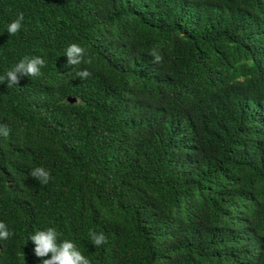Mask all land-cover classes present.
Wrapping results in <instances>:
<instances>
[{"label": "trees", "instance_id": "16d2710c", "mask_svg": "<svg viewBox=\"0 0 264 264\" xmlns=\"http://www.w3.org/2000/svg\"><path fill=\"white\" fill-rule=\"evenodd\" d=\"M25 56L46 66L0 83V264L50 259L48 227L91 264H264V0H0V77Z\"/></svg>", "mask_w": 264, "mask_h": 264}, {"label": "clouds", "instance_id": "9594fccd", "mask_svg": "<svg viewBox=\"0 0 264 264\" xmlns=\"http://www.w3.org/2000/svg\"><path fill=\"white\" fill-rule=\"evenodd\" d=\"M24 14L21 12L16 19L8 23L6 31L9 35L17 34L22 28ZM85 48L78 43H72L67 46L65 56L70 66L79 65L85 57ZM155 62H159L162 58L155 51L151 53ZM90 62V61H89ZM46 66V61L41 56L23 57L3 77H0V83L7 81V87L12 88L18 85L21 77H39L42 75V68ZM77 76L81 80L88 79L92 73L87 69L77 72ZM11 129L7 124H0V137L7 138ZM30 175L40 184L46 185L52 179L50 171L44 167H35ZM14 232L8 229L7 225L0 221V240H8ZM58 233L54 227H48L44 230L35 231L29 239L35 244L34 253L39 258H44L51 254L50 259H42V264H91V261L85 257L77 248L76 244L71 240H63L58 242ZM89 237L96 248L107 243V237L103 232L97 233L95 230H89Z\"/></svg>", "mask_w": 264, "mask_h": 264}, {"label": "water", "instance_id": "95a60500", "mask_svg": "<svg viewBox=\"0 0 264 264\" xmlns=\"http://www.w3.org/2000/svg\"><path fill=\"white\" fill-rule=\"evenodd\" d=\"M67 100L70 102H73V101H75V98L74 97H67Z\"/></svg>", "mask_w": 264, "mask_h": 264}]
</instances>
